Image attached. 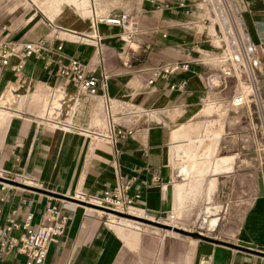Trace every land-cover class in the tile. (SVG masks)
<instances>
[{
    "label": "crops",
    "instance_id": "1",
    "mask_svg": "<svg viewBox=\"0 0 264 264\" xmlns=\"http://www.w3.org/2000/svg\"><path fill=\"white\" fill-rule=\"evenodd\" d=\"M161 1L137 0V5L102 9L96 0H28V7L0 0V22L9 25L11 39L46 38L52 47L63 45L62 55L27 59L21 73L13 70L18 53L8 65H0V225L15 219L19 226L11 234L19 237L27 215H32L33 227L44 221L50 201L71 215L43 264H198L204 255L212 256V264H264L262 166L253 169L257 178L252 189L239 197V222L228 242L121 234L94 208L65 198L99 199L104 190L128 182L132 193L142 195L135 210L153 217L172 213L174 188L190 186L191 181L184 168L174 166L173 150L195 140L197 129L204 132L209 125L217 135L232 134L239 140L235 153L222 157L263 154L264 132L254 102H231L247 79L238 71L235 44L215 34L207 21L162 19L167 9ZM235 1L264 106V0ZM145 10L152 19L143 18ZM113 12L128 13L130 24L124 28L98 20ZM138 30L140 42L134 39ZM68 57L108 75L107 98L101 90L88 95L59 75L57 68ZM169 63L181 66L165 77L153 76L156 68ZM56 96L62 108L50 115ZM110 120L131 133L110 141ZM219 163L216 171L232 168ZM17 177L35 185L14 181ZM212 223L215 226L217 218ZM26 261L15 248L0 256V264Z\"/></svg>",
    "mask_w": 264,
    "mask_h": 264
},
{
    "label": "rangeland",
    "instance_id": "2",
    "mask_svg": "<svg viewBox=\"0 0 264 264\" xmlns=\"http://www.w3.org/2000/svg\"><path fill=\"white\" fill-rule=\"evenodd\" d=\"M181 1L183 5L177 2L174 3L172 8L164 10L162 19L199 20L211 23L212 31L215 34L224 37L230 45L235 44V49L232 51L237 54L241 62L243 61L241 50L243 45L248 47V37L240 20L237 10L238 5L235 0ZM15 2H23L28 7V0H15ZM96 2L98 7L102 9L110 7L121 9L128 4L137 5V0H96ZM163 2L161 1L162 4ZM118 13L113 12L112 15H117ZM143 14L145 15H143L144 19H152L150 12L147 13L145 10ZM121 30L122 32L124 31L123 28ZM141 32V30L135 32L134 39L136 42L141 41L139 38ZM59 97L56 96L51 103L50 115L60 114L62 103ZM100 104L102 105L101 101ZM100 114L104 120L103 106H101ZM209 128H211V125L206 127L204 132H202V128H198L194 134L196 136L195 140L181 143L173 150L172 159L174 166L180 171L184 168L187 178H191L190 186H186V183H183L177 184L174 188L176 199V207L172 211L174 218L170 217L171 213L163 217H153L142 211L131 209L140 213V217L172 226L176 225V227L184 230L185 233L172 232V230L161 228L154 224L106 211L98 206L82 204L77 200L84 199V201L92 203L95 201L89 198L78 196L76 199L69 200L94 208L93 211L103 214L110 225L121 234L137 231L195 239H202V236H205L222 242L231 241L232 233L239 222L238 215L235 212L239 197L244 191L252 189V185L257 178L256 174L253 173V169L262 166L263 173L261 176L264 175V150L263 154L259 156L253 154L235 155L233 160L232 157H222L235 153V147L239 140L236 136L225 132H223L225 135H222V132L217 135L216 132H212ZM217 136H219V139ZM261 147L263 148L264 144ZM206 151H208L207 155L204 154ZM219 162L230 163L232 168L221 167L219 171H216L218 164H220ZM0 175H2L1 171ZM14 181L35 185L32 180L20 177L14 178ZM245 185H250V187H245ZM178 186H180L179 194L177 193ZM213 218H217L215 226L212 223Z\"/></svg>",
    "mask_w": 264,
    "mask_h": 264
},
{
    "label": "built area",
    "instance_id": "3",
    "mask_svg": "<svg viewBox=\"0 0 264 264\" xmlns=\"http://www.w3.org/2000/svg\"><path fill=\"white\" fill-rule=\"evenodd\" d=\"M183 5L181 0H164L162 8H172L174 3ZM100 22L127 27L132 19L128 13H121L116 16H101L98 18ZM241 50V47H240ZM242 62L239 61L238 71L245 74V86L241 91L235 94L231 102L235 106L244 105L252 101L255 105V113L257 116L258 127L264 132V106L262 105L256 86V78L254 72V61L251 58V50L242 46ZM18 53L20 60L13 66L16 73H21L24 63L31 57L41 58L49 53L63 54V45L58 44L54 47L49 45L48 39H40L36 41H20L10 38V27L6 23L0 22V65H8L10 58ZM49 62L46 68H49ZM181 66L180 63H169L160 66L153 72L154 77H165ZM57 72L66 80L71 81L79 90L88 95H97L99 90L101 95L107 98L108 75H98L95 71L87 68V65L75 57H68L65 63H61ZM150 79L149 83H152ZM181 87L185 86V82L180 83ZM175 85H173V88ZM131 131L118 129L110 120L108 123V138L115 142L116 138ZM264 148V147H263ZM140 192L132 193L130 183H120L114 187L104 190L103 195L95 200L92 204L106 207L115 211L128 213L134 209L135 203L141 200ZM84 201V199H77ZM87 202V201H86ZM171 218L174 214L171 213ZM71 219L70 212L63 206L47 203L44 221L36 227L31 224L32 215L26 216L22 222L23 232L19 237H14L11 232L19 226L15 219H9L5 225H0V256H3L8 250L15 248L18 253L24 255L27 259L26 264H43L46 260L50 246L53 242L63 235L67 229L68 222ZM198 264H212V256L204 255L199 258Z\"/></svg>",
    "mask_w": 264,
    "mask_h": 264
},
{
    "label": "water",
    "instance_id": "4",
    "mask_svg": "<svg viewBox=\"0 0 264 264\" xmlns=\"http://www.w3.org/2000/svg\"><path fill=\"white\" fill-rule=\"evenodd\" d=\"M65 198H67V199H73L71 197H65ZM79 201L82 204H88V205L98 206L96 204L88 203L86 201H81V200H79ZM98 207H101V208L105 209L106 211H109V212H112V213H115V214H118V215H123V216H126V217H132V218L138 219V220H140L142 222H145V223L154 224V225H157V226H159L161 228H166V229H169V230H172V231H176V232H180V233H185L184 230H182L181 228L176 227V226H172V225L165 224V223H160V222L154 221V220L149 219V218L135 216V215H132V214H129V213L115 211V210H112V209H109V208H106V207H102V206H98ZM202 238L203 239H207V240H210V239L212 240V238L205 237V236H202Z\"/></svg>",
    "mask_w": 264,
    "mask_h": 264
},
{
    "label": "bare ground",
    "instance_id": "5",
    "mask_svg": "<svg viewBox=\"0 0 264 264\" xmlns=\"http://www.w3.org/2000/svg\"><path fill=\"white\" fill-rule=\"evenodd\" d=\"M249 40V39H248ZM248 40H247V42H248ZM246 49H249V47H246ZM253 49V48H252ZM112 214V213H111ZM130 214V213H129ZM176 226V225H175Z\"/></svg>",
    "mask_w": 264,
    "mask_h": 264
}]
</instances>
